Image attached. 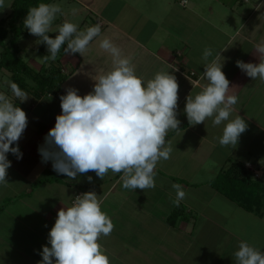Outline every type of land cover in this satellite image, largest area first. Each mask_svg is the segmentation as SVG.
<instances>
[{
	"label": "crops",
	"instance_id": "crops-1",
	"mask_svg": "<svg viewBox=\"0 0 264 264\" xmlns=\"http://www.w3.org/2000/svg\"><path fill=\"white\" fill-rule=\"evenodd\" d=\"M77 1L83 9H90V3L84 0ZM182 1L176 0L174 4L171 3L174 13L166 10L167 17L161 26L158 25L159 19L156 16L146 15V13V17L149 16L147 24L126 28L109 21L107 25H102L110 26L115 32L121 34L117 41L111 42L121 49L122 56L131 59L136 74L145 81L153 78L157 72H172L175 67L178 69L172 74L176 76L179 84L177 119L181 121V129L179 131L170 130L166 136V143L171 144L173 151L168 160H161L155 168V188L144 191L125 189L122 187V173L109 172L103 180L97 177L94 172L79 175L73 180L56 173L52 168L51 161L42 163L38 148L44 143V137L49 129L54 127L55 117L61 113L59 97L53 93L34 94L32 91H25L30 98L23 103L18 101V106L22 104L20 107L28 117V126L18 142L22 158L17 159L11 153L7 155L12 162L11 166L15 169L14 171L24 178L22 183L26 184L27 188L20 194L31 195L39 187L49 186L52 188L51 193L54 192L55 196H58V200L52 204V207L49 206L50 208L40 213L41 219H44L45 222L43 224L45 227L42 226V229H39V226L37 228L36 224H32L30 220L37 216L38 210L44 209L43 206L39 209L36 208L38 210H35L34 213L31 212L30 214H33L31 217L26 215L29 220H27L28 226L31 229H38L39 233H36V236H43L47 241L46 245L48 233L54 225L58 210L64 205L70 206L73 197L79 191H94L98 196H102V210L107 213L112 222L120 220L123 229L129 231L130 235L134 237V243H136L132 249L134 260L138 255L149 258L148 253H153L155 249L160 256H163L161 254L166 251V255L163 257L167 259V264H183L187 257V250L190 248L183 249L174 246L168 240L157 241L154 239L156 247L146 244L143 241L145 236L152 233L146 231L143 225L136 223L137 219H135L134 213L126 215L121 212L131 205L136 206L131 203L132 196H128L130 194H134L137 201L142 203L133 210L136 214L137 211L140 212V209H142L141 212L147 211L148 215L151 214L153 224L162 225V230L168 231V234L173 231L176 234L184 235L185 238L190 239L191 246L193 242L195 243L194 232L197 227L199 235H201V228L206 226L208 229L213 228V234L222 229L228 230L227 236L223 237L227 240L236 236L233 230L224 227L226 222L218 221L220 219L216 216L218 210L213 208L214 195L222 196V201L225 198L227 203L231 202L226 204L228 208L230 206L232 208V211L230 210L232 213L228 217L230 216V220L233 219L235 223H238L236 218L239 219V216L236 217L235 214L239 212L238 208L248 211L251 216L257 215L264 222V207L262 213L248 210L210 184L212 175L223 167H228L231 159L244 163L247 169L254 173V177L264 184V82L259 79L253 80L236 66L237 60H242L245 63H259L253 44L264 42V0H209V3L204 0L202 2L186 0L185 3ZM51 3L53 4L54 1ZM204 4L210 5L205 6ZM135 9L140 13L143 12L137 6ZM59 16L57 14L56 20L53 22L54 27L49 32L52 38L57 34L58 21L63 18L62 15ZM23 33L26 38L31 36L28 31ZM114 37L116 38V34ZM97 38L90 43V47H92V51L90 50V74L87 77L90 78L88 79L90 83L88 87L85 82L80 84L87 89V92L92 90L94 84L92 78L110 71L113 67L111 54L99 47L100 42L97 43ZM97 44L99 48H97ZM43 45L41 44L40 48L47 49L46 45ZM205 48L213 49L214 54L221 51L220 62L223 63L224 59L222 71L230 81V87L235 85L237 88L235 93L238 96V102L234 106L235 110L230 119L235 118L238 114L246 121L248 127L241 134V139L235 148L222 147L219 144L224 123L214 127L212 119L209 118L204 123L192 126L188 123L184 113L186 97L189 94L195 96L207 83L201 79L204 71L202 54ZM62 55L69 60L68 64H74L72 55H65L64 51ZM81 64L82 62L79 64L78 70ZM169 64H172V67ZM63 71L67 72L68 69ZM68 79L69 77L64 81V93L67 89ZM42 105L44 107L40 109ZM214 152L221 155V161L212 159ZM87 176H92L91 183L88 182ZM32 177H35L33 178L35 182L30 185ZM40 180L43 181L40 182ZM172 184H180L186 192L185 199L179 204L184 207V213L179 216L180 219L176 226H172L168 222V216L177 208L173 203L176 192L174 189L170 190ZM32 186H35L34 189ZM200 200L201 206L198 204ZM210 202L211 208L207 207ZM207 208L210 210L207 211ZM138 216L140 218V213ZM27 222L24 224L26 225ZM244 222L245 220H243ZM30 233L35 234L32 231ZM117 233L120 241L130 242L127 235ZM136 237L138 239H135ZM168 237L166 236V238ZM104 241L101 237L99 242L112 255L111 257H114L115 253L111 246L106 240ZM42 246H31L30 250L33 248L32 251L35 252L33 255L22 254L25 255L28 262H22L21 258V260L14 259L12 264H37L42 259L39 255ZM14 247L15 244L9 246L10 253L14 251ZM207 260L205 264L211 261L208 258Z\"/></svg>",
	"mask_w": 264,
	"mask_h": 264
},
{
	"label": "clouds",
	"instance_id": "clouds-1",
	"mask_svg": "<svg viewBox=\"0 0 264 264\" xmlns=\"http://www.w3.org/2000/svg\"><path fill=\"white\" fill-rule=\"evenodd\" d=\"M8 8L10 0L9 3L0 0V11ZM57 14H62L59 4L39 3L28 9L23 20L29 34L47 47L48 55L42 59L55 61L62 47L65 55L83 56L90 43L101 35V26L78 30L75 23L65 20L52 38L49 32ZM99 47L111 54L112 69L92 78V90L83 96L78 89L68 87L59 97L61 113L38 148L41 161H51L53 170L69 180L89 172L102 180L109 172L122 173L125 189L155 188V168L161 160H168L173 151L166 136L170 130L181 129V121L177 119L179 84L172 74L178 69L157 72L145 81L136 74L131 59L122 56L121 49L109 39H102ZM253 49L259 63L237 60L236 66L253 80L264 82V42L253 44ZM221 57V51L214 54L213 49H204L201 79L207 83L195 96L186 97L184 113L192 126L209 118L214 127L224 123L219 144L235 148L248 125L238 114L230 119L238 102L237 88L230 87L222 71ZM7 84L15 102L0 92V184L3 185L9 183L7 170L12 163L7 154L22 158L18 142L28 126L27 114L17 102L30 98L17 83L7 81ZM87 180L91 183L92 176H87ZM171 187L176 192L173 203L178 207L186 192L180 184ZM102 204V196L94 191L74 196L70 206L63 204L37 264H111L99 241L112 233L114 224L102 210ZM234 258L235 264H264V252L243 240Z\"/></svg>",
	"mask_w": 264,
	"mask_h": 264
},
{
	"label": "rangeland",
	"instance_id": "rangeland-1",
	"mask_svg": "<svg viewBox=\"0 0 264 264\" xmlns=\"http://www.w3.org/2000/svg\"><path fill=\"white\" fill-rule=\"evenodd\" d=\"M84 1L90 3V9H86V8L83 9L77 0H56V1L54 0V4H59L61 6L62 14L59 15L63 16V18H60V20L58 21L57 28L65 20L75 23L78 26V30H84L89 26L99 24L101 26V35L97 38V43H98L105 38L109 39L110 41H114V40L117 41V39L121 36L120 33L115 32L110 26H102V25H107L109 21H113L114 23L118 24L121 27L132 28L135 25H140L143 23L147 24L148 23L147 17L149 16L146 17V15H150V16L153 15L159 19L158 25L161 26L164 23L165 18L167 17L165 13L167 11L173 12L171 9V5H172L171 3L174 4V1L176 0H84ZM200 1L202 2V0ZM204 1L206 3H209V0H204ZM13 2L14 0H10V8L0 11V19L4 17H8L12 13ZM6 3H9V0H6ZM209 5L210 4H207L205 6H209ZM136 6L140 8V11L143 12L140 13L139 11H137L135 9ZM74 10H75V14H73ZM12 24H13L12 18L8 17V21L6 22L5 25L9 30V35H8L9 37L7 36V38L5 39L4 45L0 44V59L3 56L2 50L6 49V46H8L9 48L12 49V51H14L13 50L14 48L12 47V40L16 36V31L12 27ZM20 27L21 28L18 31L20 36L18 37V42H17L18 57L22 58L26 63L31 65L35 71L51 70L57 66H61L63 70L64 69L66 70L67 68L68 69L67 73H70V70L74 69V71L69 74V79L66 83V88L74 87L78 89L79 94L81 96L88 93L87 89L82 87L80 84L81 83L84 84L85 82V84H87L88 87L90 83L88 81V79L90 78H87L89 77L90 74V50L92 51V47H90V45L88 46V50L84 53L83 56H81L79 53H77V55L72 54V57L74 58L73 65L68 64L69 60L67 58H64L63 57L64 55L61 56V54L63 53V48H61L60 50L61 53L57 54V58L55 61H51V60L44 61L42 57L48 55V50L40 48L42 43H39L37 37L31 35L30 37L26 38L24 36L23 32H27V29H25L24 27L23 19L20 20ZM53 27L54 26L52 25V28ZM115 34H116V38L114 37ZM96 46L97 48H99L98 44ZM20 50L22 53L20 52ZM78 55L80 58L78 57ZM81 62H82V64L80 65L81 69L79 68L78 70V66ZM9 74L10 72L7 71L6 69L0 70V92L6 93L7 95L11 96L13 100H15V97H12L11 90L7 84V81H11ZM29 82L31 84L35 83L32 79ZM63 83L61 84V86L63 85V89H65V83L64 84ZM43 107L44 106L42 105L40 109ZM220 157L221 155L218 154L217 152H214V154L212 155V159L214 161L217 160L221 161ZM14 170L15 169L12 168V166L7 170L8 175L6 179L9 183L6 185L0 184V205H4L3 209L0 210V264H12L14 259L21 260V258L23 259L22 262L23 261L28 262L26 261L25 255H22L23 253H30L33 255L35 254V252L32 251L33 248L32 250H30L31 246L40 247L42 245H46L47 241L44 240L43 236H36V233H39L38 229H31L28 226V222H27L28 218L26 217V215H30L31 217V215H33L30 214L31 212L34 213L35 210H38L43 206L42 208L44 209L38 210L37 216L34 219L30 220L32 224L34 225L36 224L37 228L39 226V229H42L43 227H45L43 226L45 222L44 219L43 220L41 219L40 213H43L47 208H50L49 206L52 207V204L53 203L55 204L56 201L58 200V196H55L54 192L51 193L52 188L49 186L39 187V189L36 190L35 193L31 195L25 193L21 195L24 191H26L27 187L26 184L22 183L24 178ZM218 173L219 171H216L214 174L212 173L213 174L212 179L215 178L218 175ZM33 178L35 177H32L30 179L31 181L29 182L30 185L32 184V182L33 183L35 182ZM254 179L258 180L255 177ZM35 186H32V188L34 189ZM84 188L87 189V187ZM167 188L169 189V187ZM249 189L250 187L246 188V190ZM170 190H172V188ZM128 196L129 197L132 196L131 203L136 204V206L142 204L137 201L134 194H130ZM214 199L215 200L213 202L214 203L213 208L218 210L219 214L216 213V216L220 218L218 219V221L221 223L226 222L224 227L231 231L233 230L236 233V236L234 238H230L229 240H227V238H223L227 236L229 232L228 230L224 231L225 229H222L220 232L216 231V233L213 234L212 233L214 231L213 228L210 227L208 229L206 226H203L201 228L200 230L201 235H199V229L197 227V229L194 232L195 243L193 242L191 246L190 239L185 238L184 235L176 234L173 231H170V234H168V231L162 230V225L160 224L158 225L156 223L153 224L152 223L153 219L152 217H150L151 214L149 213L148 215L147 211L144 210L141 212L142 209H140V212L137 211L136 214L135 211H133L136 208L135 205H131L128 208H124L121 212H123L126 215H131L132 213H134V215H136L137 217V218L135 217V219H137L136 223H138L139 225H143L144 228H146V231H150L152 233L149 236L146 235L143 240L149 246L156 247V243L154 242V239H156L157 241L168 240L172 242L174 246H178L183 249L189 247L190 249L187 250L186 253L187 257L185 259V262L183 261V264H205V262L208 261L207 258L211 260L210 263L207 264H235L234 252L238 250V245L241 239L244 241L248 240L247 242L250 245L260 249L263 252L264 222H262L257 215L251 216V213L249 214L248 211L238 208L239 212L238 213L236 212L235 214L236 217L239 216V219L236 218L238 223H235L233 219L230 220L229 218L230 216L228 217V215L232 213L231 212L232 208L231 206L228 208L226 204L231 202L227 203V200H225V198L224 201H222L223 198L220 195L219 196L214 195ZM198 204L201 206V200L198 201ZM207 207L211 208V202L207 204ZM209 210L210 209L207 208V211ZM139 213H140V218L138 216ZM243 220H245L244 223ZM119 221H113L114 229L112 233L107 237H102L103 242H105L104 240H106L108 244L111 246L112 251L115 253V256L111 257L112 255H110V253L107 252V254L110 257L111 264H167V259L163 257L164 255H166L165 254L166 251L161 254L163 256H160L157 254V251H155V249L153 253L151 254L148 253L149 258L138 255L137 257H135L134 260L133 258L134 254L132 250L136 246V243H134L135 241L134 237L130 235L129 231H125L123 229ZM26 222L27 224L25 225L24 223ZM215 229L217 228L215 227ZM30 231L34 232L35 234H31ZM117 232L121 233L124 236L127 235L128 240L130 242L120 241L118 239ZM166 236L169 237L166 238ZM135 239L138 238L136 237ZM12 244H15L16 248L14 247L13 249L14 251H11L10 253L9 251L10 249L8 248ZM17 246H19V248H17ZM129 247L131 248V250Z\"/></svg>",
	"mask_w": 264,
	"mask_h": 264
},
{
	"label": "trees",
	"instance_id": "trees-1",
	"mask_svg": "<svg viewBox=\"0 0 264 264\" xmlns=\"http://www.w3.org/2000/svg\"><path fill=\"white\" fill-rule=\"evenodd\" d=\"M52 1L54 0H14L12 13L8 16L12 18V27L16 31V36L12 40L14 51L8 46L2 50L3 56L0 59V70H8L11 73V81L17 83L24 91H32L34 94L53 93L60 97L65 94L61 84L74 69L70 70V73H67L63 71L61 66H57L51 70L35 71L31 65L18 57L17 49L18 37L20 36L18 31L21 28L20 20H24L28 9L37 6L39 3L50 4ZM8 17L0 19L1 45H4V41L9 35V30L5 25ZM31 79L35 83L31 84L29 82ZM210 184L242 207L262 213L264 207V184L260 180L254 179V173L247 169L244 163L231 159L228 167H223L218 175L210 180ZM247 187H250V189L246 190ZM3 207L4 205H1L0 210ZM183 213L184 207L179 205L168 216L169 224L176 226L180 219L179 216Z\"/></svg>",
	"mask_w": 264,
	"mask_h": 264
},
{
	"label": "built area",
	"instance_id": "built-area-1",
	"mask_svg": "<svg viewBox=\"0 0 264 264\" xmlns=\"http://www.w3.org/2000/svg\"><path fill=\"white\" fill-rule=\"evenodd\" d=\"M182 2H186V0H183ZM82 193H84V191H79L76 195H79V194H82ZM72 202H73V199H72Z\"/></svg>",
	"mask_w": 264,
	"mask_h": 264
}]
</instances>
